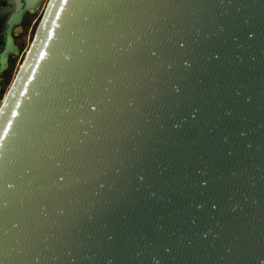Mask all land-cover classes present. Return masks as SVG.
Returning <instances> with one entry per match:
<instances>
[{"label": "water", "instance_id": "1", "mask_svg": "<svg viewBox=\"0 0 264 264\" xmlns=\"http://www.w3.org/2000/svg\"><path fill=\"white\" fill-rule=\"evenodd\" d=\"M33 38L0 264H264V0H49Z\"/></svg>", "mask_w": 264, "mask_h": 264}, {"label": "rangeland", "instance_id": "2", "mask_svg": "<svg viewBox=\"0 0 264 264\" xmlns=\"http://www.w3.org/2000/svg\"><path fill=\"white\" fill-rule=\"evenodd\" d=\"M48 2L49 0H42L37 10L30 14L21 25L23 26V32L20 33L19 36H16L19 38L18 41L21 42V45L19 46L18 53H15V55L12 57L8 69L4 72L2 76L3 78L0 82V105L15 75L17 74L19 68L22 66V63L31 45L32 39H34L33 37L37 25ZM15 41L16 39H14V42Z\"/></svg>", "mask_w": 264, "mask_h": 264}, {"label": "flooded vegetation", "instance_id": "3", "mask_svg": "<svg viewBox=\"0 0 264 264\" xmlns=\"http://www.w3.org/2000/svg\"><path fill=\"white\" fill-rule=\"evenodd\" d=\"M9 11V9H8ZM6 12L7 14H3L2 20L0 21V50H2L3 52L7 51L6 54L4 55V59L1 62L0 61V82L2 80V76L4 74V72L8 69V66L10 64V61L12 59V57L15 55V53H18V49L19 46L21 45V42H19V38L16 36H19L20 33L23 32V26L22 23L25 21V19H27V17L33 13V11H25L21 20V23H19L18 25L15 26V30H13V32L10 30V26H9V22H10V14L9 12ZM3 21V26L1 25V22ZM13 35V38L16 39V41L14 42V47L13 50L11 51V45H10V35Z\"/></svg>", "mask_w": 264, "mask_h": 264}]
</instances>
